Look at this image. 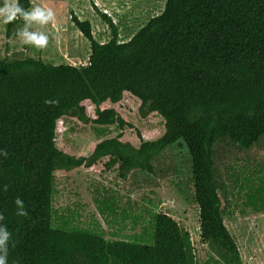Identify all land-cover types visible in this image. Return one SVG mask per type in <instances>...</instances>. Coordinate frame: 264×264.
<instances>
[{
    "label": "trees",
    "instance_id": "16d2710c",
    "mask_svg": "<svg viewBox=\"0 0 264 264\" xmlns=\"http://www.w3.org/2000/svg\"><path fill=\"white\" fill-rule=\"evenodd\" d=\"M18 2L29 10L30 0ZM100 16L110 30L104 43L88 20L70 14L89 44L87 64L0 56V225L10 234L8 264H192L189 233L165 212L154 215L150 245L51 223L57 176L80 168L115 171L121 180L132 171L150 174L152 161L178 141L190 156L200 239L227 264H242L223 222L215 156L221 142L247 150L264 139V0H165L125 42L110 17ZM22 28L20 18L6 24L5 38ZM131 115L148 118L158 134L145 138L149 126L137 127ZM62 119L119 132L74 155L55 145ZM258 197L255 210L264 212V191ZM16 199L25 216L17 215Z\"/></svg>",
    "mask_w": 264,
    "mask_h": 264
},
{
    "label": "rangeland",
    "instance_id": "374dc122",
    "mask_svg": "<svg viewBox=\"0 0 264 264\" xmlns=\"http://www.w3.org/2000/svg\"><path fill=\"white\" fill-rule=\"evenodd\" d=\"M165 0H30V8L51 9L53 19L46 25L31 24L29 31H39L48 37L42 49L23 44L20 37L5 38V25L0 23V56L37 57L59 65L87 64L89 44L72 24L70 14L88 20L93 37L99 43L110 38V30L100 14L110 17L118 32V42H125L147 20L161 13ZM95 7V8H94ZM25 27V22H24ZM92 116V107L88 109ZM130 122L149 139L158 130L149 119L136 115ZM55 145L74 155L88 154L101 136L118 133L116 128L100 133L91 125L71 119L58 121ZM127 137L133 132L125 129ZM215 163L219 191L224 207L225 223L235 238L240 223L238 217L257 212L259 195L264 191V139L244 150L228 142L216 145ZM153 172L132 171L121 180L115 171L96 173L78 169L69 176H57L52 192V226L64 230H87L105 240H124L137 244L153 243L154 215L165 212L177 219L192 237V264H227L212 245L201 241L196 223V203L190 171V156L185 145L178 141L165 148L153 161ZM254 202L251 201L250 197ZM180 202L174 204V202ZM223 219V220H224ZM257 229L264 237V218H257ZM228 230V231H229ZM254 239V235H253ZM192 241V242H191ZM250 242V240H249Z\"/></svg>",
    "mask_w": 264,
    "mask_h": 264
},
{
    "label": "clouds",
    "instance_id": "9594fccd",
    "mask_svg": "<svg viewBox=\"0 0 264 264\" xmlns=\"http://www.w3.org/2000/svg\"><path fill=\"white\" fill-rule=\"evenodd\" d=\"M17 18L25 22V27L19 29L17 35L22 38L23 44L31 45L35 48L42 49L48 44V37L39 31H29L28 26L31 24L46 25L53 19L51 9H45L40 6H34L31 10L22 8L18 0H0V23L9 24ZM14 203L21 208L17 215L25 216L22 210L23 203L16 199ZM2 219V217H0ZM9 232L3 225H0V264H8L7 260V243Z\"/></svg>",
    "mask_w": 264,
    "mask_h": 264
},
{
    "label": "crops",
    "instance_id": "0c3cea01",
    "mask_svg": "<svg viewBox=\"0 0 264 264\" xmlns=\"http://www.w3.org/2000/svg\"><path fill=\"white\" fill-rule=\"evenodd\" d=\"M177 203L180 202H174V204ZM195 215L198 219V207H196ZM260 217L264 218V212L251 213L244 218L238 217L240 229H238V233L236 235L237 238H235L233 234L232 236L236 242L242 264H264V237L260 235V232L257 229V226L259 225L257 222V218ZM223 222L226 228L229 230L228 226L225 223V219L223 220ZM196 227L199 234V221L198 223H196ZM229 232L231 231L229 230ZM190 240H192V237H190ZM191 245L194 246L193 243H191Z\"/></svg>",
    "mask_w": 264,
    "mask_h": 264
}]
</instances>
